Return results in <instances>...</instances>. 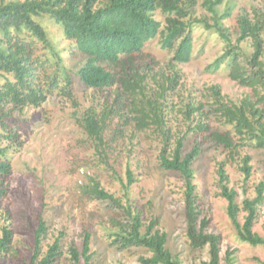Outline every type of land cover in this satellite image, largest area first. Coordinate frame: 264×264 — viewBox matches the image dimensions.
<instances>
[{
	"label": "rangeland",
	"instance_id": "1",
	"mask_svg": "<svg viewBox=\"0 0 264 264\" xmlns=\"http://www.w3.org/2000/svg\"><path fill=\"white\" fill-rule=\"evenodd\" d=\"M23 2L25 0H17ZM232 46L239 37L238 20L254 12L264 13V0H229L217 7ZM191 60L185 64L173 61L174 48L164 50L162 34L145 45L132 66L122 69L109 63L100 64L115 77L116 83L108 88L85 87L75 73L85 64L86 57L76 51L74 43L66 39L61 28L48 16L34 18L46 31L49 41L63 58V66L72 75V96L66 98L58 92L49 95L38 108L25 107L22 111L5 107L9 114V128L18 135L11 143L3 140L0 146L8 147L5 160L10 164V174L0 177L6 194L0 199V231L11 232L9 250L0 257V264H30L35 247V230L42 218L47 233L40 245L42 258L55 238L62 233L60 256L53 264H75L71 249L81 253L84 236L90 235L92 264H141L140 258L151 254L141 247L122 248L117 235L128 231L132 220L127 214H139L141 232L153 219L157 228L167 235L166 248L178 256L182 264H207L208 248L195 250L186 237L184 217L183 179L178 173L165 171L160 166L164 148L161 130L169 135L168 153L180 138L184 152L201 143L202 152L193 164L195 195L200 213L206 219V232L220 237L219 264H227L228 253L233 254V264H264V246L253 247L242 243L237 230L227 215V202L220 195L218 170L221 165L227 175V186L237 193V204L242 209L246 199L256 197V188L264 183V149L251 145L239 147L230 157L229 151L213 142L194 128L198 122L207 124L213 131H230L222 126L214 110L213 87H219L223 102L240 105L252 102L262 95L242 87L228 77L224 65L218 71L210 66L227 49L226 43L215 29L206 30L202 23L213 24L212 15L197 0L188 8ZM166 15L160 10L154 18L166 26ZM38 54H43L37 44ZM241 62L252 53L250 40L238 45ZM264 59V56H263ZM243 64V62H242ZM177 75V85L169 89L168 79ZM139 82L133 94L126 92L123 80ZM148 102L158 108L163 120L162 128L154 124L141 128L137 124L139 109L149 111ZM201 108L187 116V107ZM105 117L101 141L90 137L84 129L83 118L87 112ZM0 133H3L0 128ZM251 158V176L245 179L240 171L243 157ZM127 172L134 183L126 188ZM95 184L113 196L117 203L91 197L88 190ZM245 212L238 215L244 222ZM253 232L264 238V201L258 208ZM79 264H83L80 260Z\"/></svg>",
	"mask_w": 264,
	"mask_h": 264
},
{
	"label": "trees",
	"instance_id": "2",
	"mask_svg": "<svg viewBox=\"0 0 264 264\" xmlns=\"http://www.w3.org/2000/svg\"><path fill=\"white\" fill-rule=\"evenodd\" d=\"M197 0H0V143L3 140L12 144L18 135L12 131L6 120L8 113H2L5 107L22 111L25 107H40L53 92H58L66 98L72 96L73 73L63 66V58L49 41L45 29L35 21L39 16H48L62 30L64 37L74 43L76 51L86 57L85 64L75 73L79 81L90 89H103L113 86L116 81L113 74L107 72L100 64L109 63L121 66L122 69L132 66L136 57L142 54L146 44L158 34H162L161 42L164 50L174 49L173 61L185 64L191 60L192 40L188 8ZM229 0H204V7L212 15L213 24L202 23L206 30L215 29L216 33L228 43L224 54L210 66L212 71H218L226 66L228 77L242 87L251 89L256 95L262 90V95L255 102L244 100L240 105L223 102L219 87H213L214 110L219 116L222 126H230V131H213L203 122L196 124L194 131L204 136V141L213 142L229 151L233 158L239 147L246 144L257 149H264V13L254 12L243 15L238 20L239 37L236 46H232L230 38L222 25L230 12L222 15L217 7ZM160 10L166 17V26L161 29V23L154 18V12ZM250 40L252 53L247 58L240 59L238 45ZM40 44L43 54H38L36 45ZM177 75L168 79L169 89L177 85ZM126 92L133 94L139 88V82L132 83L123 80ZM149 111H136L137 124L147 128L152 124L162 128L163 120L158 108L148 102ZM203 115L201 108L189 105L187 116L195 112ZM105 117L99 118L95 112H87L83 118L87 134L101 141ZM164 148L160 154V166L165 171L175 172L184 181V217L186 237L189 245L195 250L208 248L209 262L219 264L220 237L209 234L206 229L209 221L199 220L200 213L195 195L193 164L202 152L201 143H196L188 152H184V140L180 138L174 143L170 153L166 151L169 135L161 130ZM8 147L0 146V177L10 174V164L5 160ZM251 158L245 156L241 160L240 171L247 180L251 176ZM220 195L227 202V215L237 230L242 243L250 246H264V238L253 232L258 216V208L264 201V183L256 188V197L246 199L242 209L237 204V193L227 186L228 178L223 165L218 170ZM134 183L130 172H127L126 188ZM6 190L0 183V199ZM91 197L109 200L117 203L113 196L99 189L95 184L88 190ZM245 212L244 222L238 223V215ZM127 214L132 224L128 231L118 234L117 242L122 248L141 247L151 256L140 258L141 264H182L178 256L172 255L166 248L167 235L157 226L153 219L141 232L142 223L139 214L132 215L128 208ZM47 233V225L40 218L35 230V247L30 264H53L60 256V233L49 246L46 254L40 257V245ZM11 232L7 228L0 231V257L9 250ZM71 260L79 264H92L93 254L90 252V235L83 240L81 253L70 250ZM231 253L227 254V264H233Z\"/></svg>",
	"mask_w": 264,
	"mask_h": 264
}]
</instances>
